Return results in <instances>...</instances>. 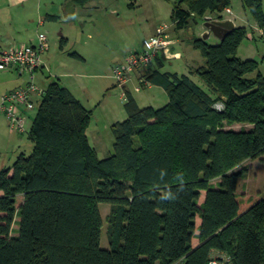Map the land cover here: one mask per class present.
<instances>
[{
  "label": "trees",
  "instance_id": "trees-1",
  "mask_svg": "<svg viewBox=\"0 0 264 264\" xmlns=\"http://www.w3.org/2000/svg\"><path fill=\"white\" fill-rule=\"evenodd\" d=\"M240 1L264 28L263 0ZM231 3L178 0L171 22L182 29L206 15L222 20ZM247 30L235 26L216 44L193 38L205 63L191 73L206 88L189 74L155 70L147 79L165 90L164 105L141 107L126 93L106 157L88 140L92 111L50 80L28 132L31 152L0 170V264H206L218 251L231 264H264V194L236 192L248 167L235 169L264 161V75L259 61L237 56ZM99 203L110 206L108 248Z\"/></svg>",
  "mask_w": 264,
  "mask_h": 264
},
{
  "label": "crops",
  "instance_id": "crops-1",
  "mask_svg": "<svg viewBox=\"0 0 264 264\" xmlns=\"http://www.w3.org/2000/svg\"><path fill=\"white\" fill-rule=\"evenodd\" d=\"M98 1L99 0H92L84 5H69V0H0V51L33 45L37 41L38 34L46 33L48 35V48L42 54L44 64L36 71L37 76L35 82L40 88L44 89L47 82L56 79L62 86L68 88L87 109L92 111L91 121L87 128V136L89 143L96 150L97 155L102 158L106 157V154L109 155L111 153L110 150L113 149L114 138L110 129L111 125L126 117L123 106L126 101V93L131 94L141 107L148 105L154 106V103L160 100H165L162 103L164 105L168 100L165 90L160 85L150 82L147 76L155 70L161 72L171 71L179 74H189L195 81L196 75L191 72L195 68L204 65L205 61L200 52L193 48L192 43L189 44L188 53L186 54L182 51V54L181 50L176 47L175 39L171 37L169 52H159L150 65L134 72L123 87L117 86L112 77L114 65L123 61V58L128 52L141 49L142 42L138 45L133 41L131 42L129 34L124 30L122 31L120 28H117L116 32V36L119 37L120 42L115 41L109 34L110 26L113 25L114 22H106L103 25L93 23L94 27L90 28V25L92 26L90 21L93 22L92 17L90 15L82 16L80 9L83 7L91 8V6L97 7ZM239 4L242 8L241 1ZM129 5L134 6L133 3H129ZM227 7L232 10L233 18L227 17L225 19L233 20L235 26H238L239 24L235 21L243 17L237 12L234 14L235 12L232 8V4ZM79 10L80 12H78ZM50 16H55V18H50ZM105 19L110 20L111 18L107 17ZM245 19L249 25L255 24L252 18L251 20L248 18ZM68 21L73 23L71 24L72 26H67L68 28L65 27V30H75L76 37L72 44L74 51L66 54L65 48L69 44L71 37L70 33H66L60 26L65 22L68 25ZM161 24L163 23L150 26L149 33L143 40L153 35L157 27ZM97 26L99 27L98 29ZM104 26H107V28L104 29ZM118 26L120 27L121 25L119 24ZM122 26L124 27V24ZM59 28L61 32L58 31ZM92 29H94V35L91 34ZM202 31L204 32L205 28L202 29ZM63 33L66 35L63 36ZM213 37L217 42L219 41L218 38L215 36ZM61 38L66 39V45L60 52H57L56 46H59L58 43L60 44ZM106 43L109 46L113 45V48L105 46ZM103 47L108 48V51L104 50ZM192 48L194 50H192ZM166 54L168 55L166 56ZM166 59L169 64H166ZM180 59L184 61L182 63H176L175 65H172L170 62L171 60L179 61ZM263 64L264 59L259 61V70L264 75ZM14 70V68L0 69V97L6 92L23 86L26 83V78L17 77L12 72ZM144 80L145 83H141V81ZM94 84H100L98 91H94ZM40 99L39 96L34 94L30 97L32 104L31 108L19 107V114L24 120L28 139V132L37 112ZM219 108H221V105ZM96 112L97 118L93 119ZM0 117H4L0 118V127H2V129L4 128L2 125V119H4L8 130L6 135H8L10 139L16 141V147L19 149L23 144V137L25 134L11 130L8 120L1 111ZM250 126L249 124H233L228 127L237 130L241 127L248 128ZM108 129L111 134H108V132L105 133V131H109ZM107 139L110 149L106 148ZM22 152L23 151L20 150L17 156ZM254 161L249 160L247 162L253 163ZM245 174L246 173H244V175ZM244 175H242L241 178H244ZM219 180V178H216L212 180L211 183L216 185ZM244 183H246L247 187V181H244L242 185ZM238 187L237 182V193ZM204 193V191L201 193L202 200L204 198ZM196 244L193 245L195 246Z\"/></svg>",
  "mask_w": 264,
  "mask_h": 264
},
{
  "label": "rangeland",
  "instance_id": "rangeland-1",
  "mask_svg": "<svg viewBox=\"0 0 264 264\" xmlns=\"http://www.w3.org/2000/svg\"><path fill=\"white\" fill-rule=\"evenodd\" d=\"M177 1L178 0H99L96 5L97 7H92V6L91 8L83 7L80 9L81 12L80 10L78 12H80L82 16L90 15L92 17L93 22L90 21V24H92V26L90 25V28L94 27L93 23L98 24V25H103L106 22H114L113 25L110 26V30H109L110 36H112V38L115 41L120 42L119 37L116 36L117 28H120L122 31L124 30L126 33H128L131 42L133 41L137 45L141 43L143 38L149 33L150 26L157 25L159 23L170 24L169 38L175 39L176 47L177 49L181 50L182 54H183L182 51H184L187 54L189 44L192 43L193 38L199 37L201 36L200 34L203 33L202 29H204V26H203L204 21L197 18L195 20H190L189 23L184 28L176 29L173 26V23L171 22V11H172L173 4ZM231 1H232L231 3L232 8L235 12L234 14H236L237 12L243 17L240 20L237 19L235 22L239 25L240 24L245 25L246 28H248L247 30L248 35L241 42L238 52H237V56L241 57L242 59L255 58V60H259V61L263 60L264 59V28L259 27L256 23L249 25V23L246 21L245 18H248L251 20V16L244 10L242 12L243 8H241L239 4L240 0H231ZM129 3L130 4L133 3L134 6L129 5ZM263 7H264V0H263ZM222 13H223V19L227 17L231 19L233 18L232 13L228 14L224 10ZM107 17H110L111 19L106 20L105 18ZM72 23L73 22L68 21V25L65 22L64 24L60 26V28L62 27L64 31H66V33H70V37H71L69 44L65 48L66 54L72 53L74 51V49L72 48V44L76 37V31L70 30V29L65 30V27L72 26L71 25ZM119 24L121 25L120 27L118 26ZM123 24H124V27L122 26ZM60 28L58 29L59 32H61ZM98 28L99 27L97 26V29ZM106 28L107 26H104V29ZM93 30L94 29H92L91 31L92 35H94ZM261 31L263 32V34H261ZM64 33L62 34L63 36L66 35ZM47 38H48V35H47ZM206 41L209 44L217 43V40L213 37V35H210L206 39ZM58 42H59V39H58ZM58 45L59 46H56L57 47L56 49H57V52H60L62 48L60 47L59 43ZM105 46L113 48V45L109 46L107 43L105 44ZM103 48L104 50L108 49L106 47H103ZM192 50L194 49L192 48ZM167 55L168 54H166V56ZM183 61L184 60L180 59L179 61L171 60L170 62L172 65H175L176 63H179V62L182 63ZM166 64H169L167 59H166ZM263 70H264V64H263ZM12 72L17 77L27 78L25 75L18 74L16 70ZM36 76L37 75L35 73V80H36ZM195 78H196L195 81L197 83H200V85L203 88H206L205 84L197 76ZM99 85L100 84H94L93 86L94 91H98ZM99 97H100V94H99ZM0 100H1V97H0ZM163 101L165 100H160L158 102H155L154 106L155 107L161 106ZM218 106L220 107V104ZM96 114L97 112L94 114L93 119L97 118ZM0 118H4V117H0ZM2 121H3L2 125L4 128L2 129V127H0V170L5 167L11 166L17 154L20 152V150L23 151L27 155L31 152V141L27 138L26 131L23 132V134H25L23 137V144L18 149L16 147V141L13 139H10L8 135H6L8 131L7 126H6V121L4 119H2ZM106 132H108V134H111L110 130L105 131V133ZM109 147L110 145L108 144V139H107L106 148L110 149ZM110 151L112 152V149ZM247 161L249 160L244 161L245 163H242L240 165L241 167L238 166L236 168L237 170L242 167H248V170L246 171V174L244 175L245 177L244 178L240 177L238 180V186H239L238 194L239 196L245 195L246 196L245 198L251 199L252 197H256L257 195L264 194V161L251 160V161H254L253 163H250ZM244 181H247V187H246V183L242 185ZM244 192H247V193H244ZM201 201L202 199L200 197L199 202ZM98 207H99L100 213L103 218L100 245L103 248H108L109 245H108V240H107L105 231L108 226L107 216H108L110 206L107 203H99ZM199 223H200V218L196 217V226L199 225ZM197 234H198V230L196 228L193 239H192L193 244H196L198 240Z\"/></svg>",
  "mask_w": 264,
  "mask_h": 264
},
{
  "label": "built area",
  "instance_id": "built-area-1",
  "mask_svg": "<svg viewBox=\"0 0 264 264\" xmlns=\"http://www.w3.org/2000/svg\"><path fill=\"white\" fill-rule=\"evenodd\" d=\"M224 11L231 14L232 11L226 7ZM205 20H217L211 15H206ZM170 24L163 23L159 25L155 33L142 41V47L139 50L128 52L123 61L114 65L112 77L114 83L123 87L129 77L141 68L150 65L159 52H169L171 39L169 38ZM261 34L263 32L261 31ZM48 48V38L45 33L37 36V41L33 45L9 48L0 51V69L14 68L18 74L25 75L26 83L1 96L0 111L9 122L11 130L19 133L25 131L24 120L19 114V107L31 108L30 97L34 94L41 96L43 89L35 82V73L44 64L42 54ZM145 83V82H144ZM171 264H185L181 258ZM206 264H231L230 257L225 252H213Z\"/></svg>",
  "mask_w": 264,
  "mask_h": 264
},
{
  "label": "water",
  "instance_id": "water-1",
  "mask_svg": "<svg viewBox=\"0 0 264 264\" xmlns=\"http://www.w3.org/2000/svg\"><path fill=\"white\" fill-rule=\"evenodd\" d=\"M205 31L201 34V38L206 40L210 34L218 38L220 41L235 28V23L231 19L225 20H205L203 23Z\"/></svg>",
  "mask_w": 264,
  "mask_h": 264
},
{
  "label": "clouds",
  "instance_id": "clouds-1",
  "mask_svg": "<svg viewBox=\"0 0 264 264\" xmlns=\"http://www.w3.org/2000/svg\"><path fill=\"white\" fill-rule=\"evenodd\" d=\"M164 175V172L163 171H161V176H163ZM174 193L173 192H171V191H169L167 194H166V196H165V198L166 199H172V198H174Z\"/></svg>",
  "mask_w": 264,
  "mask_h": 264
},
{
  "label": "bare ground",
  "instance_id": "bare-ground-1",
  "mask_svg": "<svg viewBox=\"0 0 264 264\" xmlns=\"http://www.w3.org/2000/svg\"><path fill=\"white\" fill-rule=\"evenodd\" d=\"M223 19V18H222ZM217 20H219V19H217Z\"/></svg>",
  "mask_w": 264,
  "mask_h": 264
}]
</instances>
